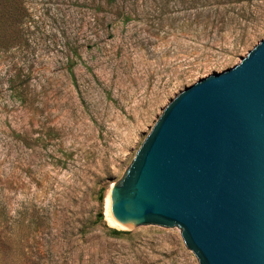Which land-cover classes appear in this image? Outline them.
I'll return each instance as SVG.
<instances>
[{
	"label": "rangeland",
	"instance_id": "obj_1",
	"mask_svg": "<svg viewBox=\"0 0 264 264\" xmlns=\"http://www.w3.org/2000/svg\"><path fill=\"white\" fill-rule=\"evenodd\" d=\"M0 9V264H199L179 227H113L105 205L171 101L264 38V0Z\"/></svg>",
	"mask_w": 264,
	"mask_h": 264
},
{
	"label": "water",
	"instance_id": "obj_2",
	"mask_svg": "<svg viewBox=\"0 0 264 264\" xmlns=\"http://www.w3.org/2000/svg\"><path fill=\"white\" fill-rule=\"evenodd\" d=\"M110 200L121 224L179 227L199 264H264V38L171 101Z\"/></svg>",
	"mask_w": 264,
	"mask_h": 264
},
{
	"label": "bare ground",
	"instance_id": "obj_3",
	"mask_svg": "<svg viewBox=\"0 0 264 264\" xmlns=\"http://www.w3.org/2000/svg\"><path fill=\"white\" fill-rule=\"evenodd\" d=\"M108 198V199H107ZM107 205L106 206V211H105V218L107 220V222L109 223V225L113 226V227H126V226H123L124 224H121L119 223L115 218L114 216L112 215V212H111V200H110V191H109V194H108V197H107Z\"/></svg>",
	"mask_w": 264,
	"mask_h": 264
},
{
	"label": "trees",
	"instance_id": "obj_4",
	"mask_svg": "<svg viewBox=\"0 0 264 264\" xmlns=\"http://www.w3.org/2000/svg\"><path fill=\"white\" fill-rule=\"evenodd\" d=\"M13 16V14L10 12V11H8V10H6V9H3V10H1L0 9V21L2 20V18H5V19H9L10 17H12ZM10 26H9V24H8V28H9ZM2 28H5V27H2L1 26V24H0V29H2ZM7 28V29H8ZM110 230V232H112V233H114V234H117V233H119L120 231H117V230H115V229H109Z\"/></svg>",
	"mask_w": 264,
	"mask_h": 264
}]
</instances>
